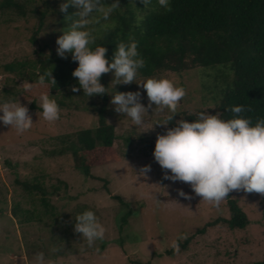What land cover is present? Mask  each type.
Wrapping results in <instances>:
<instances>
[{"label": "rangeland", "instance_id": "rangeland-1", "mask_svg": "<svg viewBox=\"0 0 264 264\" xmlns=\"http://www.w3.org/2000/svg\"><path fill=\"white\" fill-rule=\"evenodd\" d=\"M20 1L27 11L24 15L10 8L0 9V104L21 102L29 107L34 123L30 130L17 134L0 122V264H34L35 254L40 252L44 253L45 264H254L264 259V205L260 194L233 191V198L250 219L247 227L231 228L219 221L200 232L210 221L230 218L227 198L219 207L199 197L190 201L179 198L178 189L195 194L186 183L164 180V172L154 159L158 134L170 128V124L161 123L169 116L200 107L212 114L216 109L214 96L220 90L216 69L195 67L182 73L162 70L150 76L168 78L185 88L187 94L176 113L154 111L153 105L144 114L141 126L118 114L109 102L107 121L115 126L116 139L112 148H97L93 176L86 175L78 169L71 151H53L76 140L78 131L99 125L98 115L87 107L96 98L84 95L82 90L73 92L71 87L53 90L48 83L3 71L4 64L11 61L35 59L41 46L46 45L44 52L50 54L62 35L55 17L48 16L39 33L40 41L33 44L30 38L38 28L41 2ZM90 28L96 31L102 27ZM105 77L109 95L140 91L141 102L147 107V93L138 83L149 77L137 76V83L131 84H117L112 72ZM25 82L33 84L31 90L24 89ZM42 94L65 101L59 105L58 120H44L39 108ZM149 164L152 171L147 176L139 174L140 168ZM18 179L39 181L44 194L34 190L30 196ZM42 196L49 200L46 212ZM16 201H22L42 219L19 220L14 212ZM86 210L94 211L106 229L103 241L93 247L73 231L75 217ZM126 212L130 214L124 222L122 215Z\"/></svg>", "mask_w": 264, "mask_h": 264}, {"label": "trees", "instance_id": "trees-1", "mask_svg": "<svg viewBox=\"0 0 264 264\" xmlns=\"http://www.w3.org/2000/svg\"><path fill=\"white\" fill-rule=\"evenodd\" d=\"M40 2L38 28L30 38L33 44L40 41L39 33L48 16L55 17L60 27L58 33L62 34L69 24L65 16L77 10L69 6L67 13L61 12L60 5L67 0ZM111 2L113 0H107V3ZM169 4L171 11L161 8L157 0H151V5L147 8L141 0H120L121 7L111 14L108 24L103 21L92 24L102 27L93 31L96 37L93 47H106V58L111 62L117 43L127 42L129 35L134 36L138 41V51L146 61L145 67L138 73V76L143 77L153 76L162 70L182 73L195 67L216 69L220 90L214 96L216 109L212 114L220 113L221 118L227 120L233 116L227 111L230 106L244 105L251 110L241 115L251 118L253 124L257 119L264 118V0H169ZM5 8L18 11L21 15L27 13L20 0H2L0 9ZM45 46L36 51L35 59L11 61L4 64L3 71L16 74L19 78L38 81L41 75L53 71L56 84L47 79L45 81L53 90L67 89L73 85L78 87V80L72 76L78 62L72 61L71 54H68L67 59L60 58L52 47L50 54L45 53ZM224 68L228 72H223ZM105 78L103 74L101 83L107 88L108 94L93 96L96 100L87 104L98 115L99 125L78 131L76 140L70 141L61 150L53 151L60 154L71 151L78 169L89 176H93L91 168L97 159V148H112L116 139L115 126L107 121L110 95ZM57 103L64 105L65 101L58 100ZM32 105L37 106L35 103ZM202 111L207 110L200 107L194 112L172 114L171 116H175L169 122L170 128H174L180 119L194 122L197 114ZM68 137L64 136L63 139ZM17 181L30 196L34 194V190L44 194L45 190L39 181ZM232 195L233 192L227 197L230 218L221 217L210 221L200 232L219 221L227 222L231 228L247 227L250 219ZM261 198L264 205V196ZM41 200L46 212L49 200L44 196ZM14 212L19 220L30 221L36 217L42 219L40 214L34 215L31 209H26L22 201L15 202ZM129 214L130 212H126L122 215L124 222ZM169 253L173 254L172 251ZM254 264H264V259L255 261Z\"/></svg>", "mask_w": 264, "mask_h": 264}, {"label": "clouds", "instance_id": "clouds-1", "mask_svg": "<svg viewBox=\"0 0 264 264\" xmlns=\"http://www.w3.org/2000/svg\"><path fill=\"white\" fill-rule=\"evenodd\" d=\"M141 3L147 8L151 0H141ZM157 3L171 11L169 0H157ZM69 6L77 10L65 16L69 24L56 40V52L62 59L71 54L72 61L78 62L72 76L78 80L79 86L73 85L71 91L83 89L88 97L108 94L101 78L110 72L114 73L117 84L136 82L139 70L145 67L146 61L138 51V41L134 36L129 35L127 42L117 43L111 62L106 58V47H93L96 37L90 25L109 20L111 14L121 7L120 0L111 3L107 0H67L60 5V11L67 13ZM52 72L41 75L39 82L43 84L47 79L56 84ZM138 84L147 93V107L141 102L140 91L110 94L114 110L131 118L136 126L145 123L144 114L153 105L156 106L154 111L167 109L176 113L187 94L185 88L176 86L168 78L149 77ZM23 87L29 91L33 84L25 82ZM40 101L44 120L54 122L60 118L61 109L55 99L42 94ZM250 110L244 105L230 106L227 111L233 116L227 120L221 118L220 113L213 115L202 111L194 122L180 119L174 128H168L165 134H158L153 155L164 172L163 179L186 183L195 194L193 196L178 189L179 198L190 201L199 197L201 201L219 207L233 191L264 196V118L257 119L253 124L251 118L241 115ZM0 113V122L14 128L17 134H23L33 126L30 109L21 102L0 104ZM174 116H169L168 121L161 124L167 126ZM151 171L149 164L141 167L139 174L147 176ZM73 231L82 236L88 247H93L97 241H103L106 229L94 211L86 210L75 217ZM172 247L179 251L175 242ZM34 264H45L43 252L35 254Z\"/></svg>", "mask_w": 264, "mask_h": 264}]
</instances>
